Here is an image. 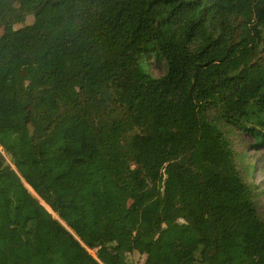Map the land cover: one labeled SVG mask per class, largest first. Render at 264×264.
Here are the masks:
<instances>
[{"label": "trees", "instance_id": "trees-1", "mask_svg": "<svg viewBox=\"0 0 264 264\" xmlns=\"http://www.w3.org/2000/svg\"><path fill=\"white\" fill-rule=\"evenodd\" d=\"M0 40V264H264L218 125L264 145V0H20Z\"/></svg>", "mask_w": 264, "mask_h": 264}, {"label": "rangeland", "instance_id": "rangeland-1", "mask_svg": "<svg viewBox=\"0 0 264 264\" xmlns=\"http://www.w3.org/2000/svg\"><path fill=\"white\" fill-rule=\"evenodd\" d=\"M19 4L20 0H13L0 7V12L10 13L16 11ZM33 20V15H29L25 19L24 24H31ZM24 24L17 25L16 27ZM1 46L2 41L0 40V48ZM139 66L143 71L154 77L160 76V74L167 69V65L165 64L164 66L163 60H159L154 53H145L140 59ZM17 75L18 73L15 72V76ZM18 111L19 107L12 108L10 115ZM218 125L225 137L230 141L236 168L250 189L251 198L255 204L258 215L264 220V145L255 144L256 141L251 135L225 121H219ZM22 132L26 133L27 130L22 128ZM131 168L135 169V165L131 164ZM24 184L31 192H34V188L37 185V178L31 176L29 179L24 180ZM42 203L51 211L43 201ZM141 264H143V262Z\"/></svg>", "mask_w": 264, "mask_h": 264}, {"label": "bare ground", "instance_id": "bare-ground-1", "mask_svg": "<svg viewBox=\"0 0 264 264\" xmlns=\"http://www.w3.org/2000/svg\"><path fill=\"white\" fill-rule=\"evenodd\" d=\"M28 187L31 189V187L28 185ZM32 190V189H31Z\"/></svg>", "mask_w": 264, "mask_h": 264}, {"label": "water", "instance_id": "water-1", "mask_svg": "<svg viewBox=\"0 0 264 264\" xmlns=\"http://www.w3.org/2000/svg\"><path fill=\"white\" fill-rule=\"evenodd\" d=\"M22 181L24 182V180L22 179ZM32 193H34V192H32ZM35 194V193H34Z\"/></svg>", "mask_w": 264, "mask_h": 264}]
</instances>
